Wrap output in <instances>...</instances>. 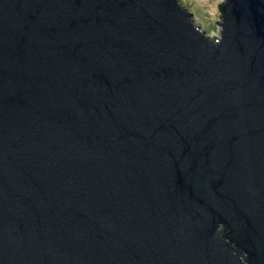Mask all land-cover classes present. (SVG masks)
Returning a JSON list of instances; mask_svg holds the SVG:
<instances>
[{
	"label": "water",
	"instance_id": "95a60500",
	"mask_svg": "<svg viewBox=\"0 0 264 264\" xmlns=\"http://www.w3.org/2000/svg\"><path fill=\"white\" fill-rule=\"evenodd\" d=\"M0 0V264H264V0Z\"/></svg>",
	"mask_w": 264,
	"mask_h": 264
},
{
	"label": "rangeland",
	"instance_id": "374dc122",
	"mask_svg": "<svg viewBox=\"0 0 264 264\" xmlns=\"http://www.w3.org/2000/svg\"><path fill=\"white\" fill-rule=\"evenodd\" d=\"M195 11L196 23H202V28H208V34L220 37L221 21L220 4L225 0H183Z\"/></svg>",
	"mask_w": 264,
	"mask_h": 264
}]
</instances>
